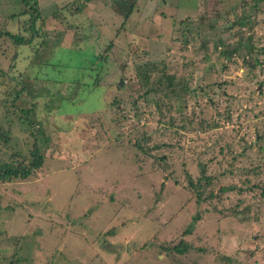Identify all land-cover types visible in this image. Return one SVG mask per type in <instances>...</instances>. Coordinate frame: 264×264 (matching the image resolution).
<instances>
[{
  "label": "rangeland",
  "instance_id": "obj_1",
  "mask_svg": "<svg viewBox=\"0 0 264 264\" xmlns=\"http://www.w3.org/2000/svg\"><path fill=\"white\" fill-rule=\"evenodd\" d=\"M244 1L136 0L125 21L132 0H39L33 36L0 0V96L29 87L0 105L3 150L45 157L0 182L15 264H264V0ZM203 175L202 196L232 190L199 202Z\"/></svg>",
  "mask_w": 264,
  "mask_h": 264
},
{
  "label": "trees",
  "instance_id": "obj_2",
  "mask_svg": "<svg viewBox=\"0 0 264 264\" xmlns=\"http://www.w3.org/2000/svg\"><path fill=\"white\" fill-rule=\"evenodd\" d=\"M135 1L136 0H132L129 10L124 9V11H122L125 21L128 20L130 14L132 13V10L135 6ZM253 1L256 4H259L260 1L262 0H253ZM244 2H246V0ZM23 3L29 9L27 11L24 10L23 12H21V14L22 13L31 14V19L34 20L33 29H35V22L37 19L41 17L39 6H38L39 0H23ZM210 3H212V1H209L208 6ZM208 16H210L209 10H208ZM12 17H14V15H12ZM202 18H204V16H202ZM183 22L185 21H182V23ZM240 23H243V22H240ZM36 34H37V29H35V33H33L32 35L35 36ZM1 35H7L12 40V42L16 45V47H19L20 45L25 44L26 40L28 41V38L25 35H23L21 32L13 33V32L6 30V31H2ZM113 42L114 41H112L105 49L106 53H108V49L113 46L114 44ZM234 52L235 50L229 49V50H225L223 53L227 55V58L229 57L234 58L233 57ZM258 63L259 61H256L255 63H253V65L257 66ZM6 73H7L6 71L0 68V77L5 76ZM175 77L176 76L174 74L168 75L165 73V78L167 79V87H169V89H172L173 81ZM28 88L29 87L26 85V83H22V87L19 90L13 89V91L9 92L8 95L12 97V103L9 102V98H4V95L0 96V105L2 107L7 108V112L9 113L12 111L11 110L12 106L14 108L19 109V107L16 105V101L17 100L23 101V97H21V95L23 91L27 90ZM32 110H33V107H30L29 109H25L22 107L19 110L22 112V114L17 115V116L22 122L38 127L40 119L35 116L33 117L30 116ZM17 111L18 110H15L13 113H17ZM11 133H12L11 125L9 127L0 125V182L13 181L17 179H27L28 177H30L31 175L39 171L44 164L45 157L41 153V147L37 142L33 144V148L30 150L29 154H24L23 152H20V151L4 152L3 148L9 149V143L11 142V139H12ZM143 139H145V137ZM203 179L206 181L205 185L214 184L212 177H208L205 175L201 176L197 180V182H194V180L191 178L189 180V183L193 187H196L200 190L202 188ZM260 188H261L260 196L264 197V184ZM219 190H220L219 193H216L214 195V193L211 192L207 197L202 196L203 191L200 190L198 192L199 195H198L197 200L199 202H202L205 200H212L214 198L220 199L222 198V193L232 190V187L221 185ZM2 238H4V242H6V244L8 245L13 244L14 246L12 248L11 254L7 256H3V257L0 256V264H15L18 253H19L20 236H16V237L6 236L3 231H0V239ZM174 248H176L178 251L182 250L180 243L178 245H175Z\"/></svg>",
  "mask_w": 264,
  "mask_h": 264
}]
</instances>
